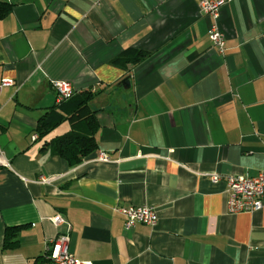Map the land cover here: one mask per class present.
Returning a JSON list of instances; mask_svg holds the SVG:
<instances>
[{"label":"crops","instance_id":"1","mask_svg":"<svg viewBox=\"0 0 264 264\" xmlns=\"http://www.w3.org/2000/svg\"><path fill=\"white\" fill-rule=\"evenodd\" d=\"M0 1V264H55L69 228L90 264H264V209H226V176L264 171V0L221 6L225 54L198 0ZM53 80L94 94L98 148L76 166L47 144L67 122L33 139ZM132 205L158 223L125 228Z\"/></svg>","mask_w":264,"mask_h":264},{"label":"built area","instance_id":"2","mask_svg":"<svg viewBox=\"0 0 264 264\" xmlns=\"http://www.w3.org/2000/svg\"><path fill=\"white\" fill-rule=\"evenodd\" d=\"M230 0H198L202 13L214 20V24L209 31V38L219 54H225L227 50L226 34L218 24L220 8ZM4 84L11 83V80H4ZM52 86L57 92V102L62 103L70 99L76 91L73 84L67 80H53ZM38 134H34L33 139H37ZM99 160L108 161L109 156L105 152H100ZM1 165L10 167L9 162L0 161ZM221 175L212 174L213 182H219ZM44 182H49L47 178H42ZM227 180V200L226 209L234 214L240 212H255L264 209V171L257 176L228 175ZM125 217V228L129 229L138 223L155 226L159 221V216L154 206H129L121 207L118 210ZM56 225L64 223L61 214H56L50 218ZM70 228L68 231L52 238L47 245V257L55 264H90L85 260L76 258L69 249Z\"/></svg>","mask_w":264,"mask_h":264},{"label":"trees","instance_id":"3","mask_svg":"<svg viewBox=\"0 0 264 264\" xmlns=\"http://www.w3.org/2000/svg\"><path fill=\"white\" fill-rule=\"evenodd\" d=\"M13 4L0 1V19L11 13ZM139 61L145 56L142 51L138 52ZM93 92L84 90L76 92L70 99L58 103L49 109L39 120L36 132L39 138H45L51 134L63 122L70 125V130L50 140L47 144L65 158L70 166L80 164L87 156L97 150L98 143L96 133L100 123L97 111L93 109L91 102ZM18 227H7L4 234L3 249L14 250L19 246ZM39 264V263H36Z\"/></svg>","mask_w":264,"mask_h":264},{"label":"rangeland","instance_id":"4","mask_svg":"<svg viewBox=\"0 0 264 264\" xmlns=\"http://www.w3.org/2000/svg\"><path fill=\"white\" fill-rule=\"evenodd\" d=\"M68 125V123H66Z\"/></svg>","mask_w":264,"mask_h":264}]
</instances>
